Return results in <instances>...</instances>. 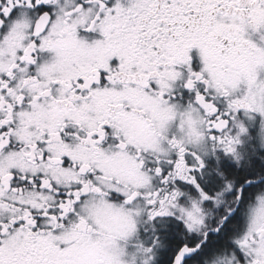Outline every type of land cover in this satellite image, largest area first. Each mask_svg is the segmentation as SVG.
<instances>
[{
  "label": "snow or ice",
  "instance_id": "1",
  "mask_svg": "<svg viewBox=\"0 0 264 264\" xmlns=\"http://www.w3.org/2000/svg\"><path fill=\"white\" fill-rule=\"evenodd\" d=\"M0 264H264V0H0Z\"/></svg>",
  "mask_w": 264,
  "mask_h": 264
}]
</instances>
